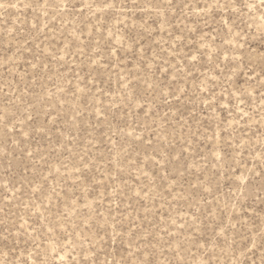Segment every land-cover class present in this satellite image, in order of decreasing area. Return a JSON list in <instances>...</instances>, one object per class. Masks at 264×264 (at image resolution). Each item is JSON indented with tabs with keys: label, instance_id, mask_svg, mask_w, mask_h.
<instances>
[{
	"label": "rangeland",
	"instance_id": "obj_1",
	"mask_svg": "<svg viewBox=\"0 0 264 264\" xmlns=\"http://www.w3.org/2000/svg\"><path fill=\"white\" fill-rule=\"evenodd\" d=\"M0 264H264V0H0Z\"/></svg>",
	"mask_w": 264,
	"mask_h": 264
}]
</instances>
